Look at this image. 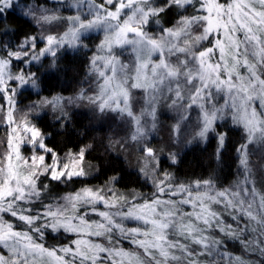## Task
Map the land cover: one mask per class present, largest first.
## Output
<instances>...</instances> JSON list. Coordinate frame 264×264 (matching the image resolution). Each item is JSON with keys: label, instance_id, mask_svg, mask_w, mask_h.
<instances>
[{"label": "snow or ice", "instance_id": "1", "mask_svg": "<svg viewBox=\"0 0 264 264\" xmlns=\"http://www.w3.org/2000/svg\"><path fill=\"white\" fill-rule=\"evenodd\" d=\"M68 6L76 12L65 18L20 0H0V21L12 15L41 27L67 21L62 33L0 44V99L8 105L6 113L0 105V124L9 129L7 151L0 154V264H218L217 257L244 264L221 251L228 239L264 258V195L255 187L249 159L250 145H264V0H72ZM170 12L176 18L165 26L162 17ZM0 26V37L9 35ZM93 32L102 34L88 61L96 91L86 96L81 90L68 103L86 99L100 114L129 118L128 140L141 153L139 172L154 188L148 196L129 199L91 187L54 191L52 182L67 186L87 176L86 149L60 157L28 114L15 118L20 90L40 86L32 64L51 56L49 67H55L61 50L87 49ZM14 61L22 65L16 72ZM132 90L143 95L139 114L132 109ZM63 99L44 98L28 113L36 107L55 109ZM160 105L176 114L174 137L195 112L192 139L206 142L215 134L218 158L227 133L217 122L230 120L241 128L244 142L235 152L242 178L223 189L213 177L176 183L164 171L161 178L160 156L148 143ZM24 144L33 148L30 157L21 153ZM169 159L176 163L177 154L169 153ZM49 233L76 238L48 248L38 241ZM124 241L132 248L119 246Z\"/></svg>", "mask_w": 264, "mask_h": 264}, {"label": "trees", "instance_id": "2", "mask_svg": "<svg viewBox=\"0 0 264 264\" xmlns=\"http://www.w3.org/2000/svg\"><path fill=\"white\" fill-rule=\"evenodd\" d=\"M20 1L31 3L37 7L46 6L49 10L55 9L57 5L56 0ZM175 18V13L170 12L165 15L163 24L170 26ZM65 22L67 23L66 20H63L64 24ZM0 25L6 26L10 30L9 35L0 37V44L10 41L13 46L26 36L35 35L39 37L41 34L48 35L63 32L60 26H55L60 24L54 23L51 25L53 28L44 29L35 21L16 15L9 16L7 21H0ZM3 30L4 27L0 26V32H3ZM98 39V35L87 37V49L81 48L78 51L68 49L59 52L55 67H49L52 62L51 56L44 58L42 67L32 65L31 69L37 72L40 86L37 90L32 87L26 88L21 93L24 95L23 100L34 101L42 95L53 96L55 94L67 95L73 93L81 86L88 75V61L92 52L95 51L94 46L91 48L90 43L94 44ZM17 63L18 61H14L12 67H16ZM62 115L65 117L64 119H60ZM36 124L45 137V143L57 153H78L82 148L86 149L85 159L96 168V173L92 177L75 179L72 182L74 185L69 190L110 182L112 177L117 178L114 183L120 189L140 190L147 187L148 181H145L143 176L131 167L127 157L123 156L119 147L120 143H117L116 139L114 141L111 139L112 135L104 125L91 123L86 113H74L72 111L70 115L68 113L59 115L45 113L36 119ZM158 132H156V136L158 135L159 139L166 137L168 140L167 145L173 144L171 142L172 136L167 133L168 130L161 127ZM233 134L234 142L230 140L228 135L226 136L225 147L219 158L216 155L218 141L215 136L211 135H209L206 142L194 143L184 150H178L176 147L172 151L170 149L169 153L177 154V161L171 166L176 182L181 180L193 182L201 178L213 177L217 186L221 189L234 185L238 173L235 149L240 140L239 129L234 128ZM217 171H219L220 176L216 174ZM58 235L62 240V234ZM213 235L222 238V234L219 232H215ZM237 242L239 247L235 249L232 257H240L244 264H260L261 260L264 259L259 252L245 250V247L239 241ZM44 244L48 243L44 242ZM119 246L125 249L132 248L127 241ZM221 251L227 250L224 247ZM228 253L232 255L231 252ZM217 262L218 264H229L226 259H220L219 257H217Z\"/></svg>", "mask_w": 264, "mask_h": 264}, {"label": "rangeland", "instance_id": "3", "mask_svg": "<svg viewBox=\"0 0 264 264\" xmlns=\"http://www.w3.org/2000/svg\"><path fill=\"white\" fill-rule=\"evenodd\" d=\"M56 1H57L56 2L57 5H56L55 9L51 8L52 10H49V8L46 6H41L38 8L40 10L56 11L58 15H60V16L62 15V17H65V18L69 15L75 14L76 9L74 7L68 6L72 3V0H64V2H61V0H56ZM20 3L21 4H31V3H24L23 1H20ZM189 12H191V9H189ZM164 19H165V16L162 17V23H164ZM55 24H60V25H55V26H60V29H62V31H64L67 27V23L65 22V24H64L63 21H57V22H55ZM61 25H62V28H61ZM50 27L53 28V26H51V25H44L43 26L44 29H49ZM157 27L158 26L155 24L152 25L153 30H156ZM95 35H98L99 39L97 41H95L94 44L90 43L91 48L94 46L93 49L96 48V45L99 43L100 39H102V34H100V33L93 32V33L89 34V36H92V37H95ZM43 46H44L43 43L39 44V47H43ZM64 50H68V49L65 48L61 51H64ZM125 57H127V53L125 54ZM43 60H44V58H42L39 63L34 62L32 65H34L35 67H40V66L42 67V63H44ZM21 66L22 65H20V63L18 62L16 67H12V71L13 72L18 71L19 67H21ZM31 71L36 72L35 70H32V69H31ZM29 87H31V86H26L24 89H21L20 93L16 97L17 103L15 106L16 107L15 118L18 121L24 119L25 115L28 114V119L30 120L31 124H33L37 128H39L36 124V119L45 113H56L57 115L66 114V113H68V115H70L71 111L74 113H77V112L86 113L87 117L90 119L91 123L93 122V123H96L98 125L99 124L104 125L106 127V129L108 130V132L110 133V135L113 136V137L111 136V139L113 141L116 139L117 141L120 142L119 147L122 150L123 156L127 157L131 167L133 169L137 170L138 173H140L139 168L142 166L141 153L139 151H137V144L135 142L128 140V137H129V134L131 131V125L129 123V118L127 116H124L123 118H121L118 113H111V112H107L105 114H100L92 105H90L88 103V101L86 99L74 100L73 103H71V104L68 103L67 98L77 97L79 95V93L81 92V90L84 91L86 96H90L96 91V85L94 83V77H90L89 72H88L86 79L81 84V86L79 88H77L71 94H67V95L55 94L53 96L42 95V96L34 99V101H28V100L25 101V100H23L24 95L21 93L26 88H29ZM37 89H39V88H36V90ZM53 97L64 98L62 104L57 106L55 109H53L51 106L36 107V108L32 109L30 114L28 113L29 107L31 105L39 104V102L44 98L52 99ZM132 97H133L132 109L136 114H139L141 109L144 107L143 95H142V93H140L137 90H132ZM0 105L3 106L5 113H6L7 109H8L7 102L5 100L0 99ZM195 117H196V114L194 112L191 124H185L183 126V131H182L181 135L179 137H174L171 129H172V126L174 125V123L176 122V114L174 112L170 111L165 105H160L158 107L157 127L151 133V135L148 137V143L150 144L151 147H153L157 151V154L160 156L159 172H160L161 178H162V174L164 171H167L173 175L171 166L174 163H172V161L169 159V150L170 149H171L170 151H172L176 147L178 150L179 149L184 150L185 148L191 146L192 144L200 142L199 140H193L192 139V137H193L192 125L195 124ZM217 123L221 125L219 130L221 132H226L227 135L229 136L230 140H232L233 142L235 139L233 137L234 136L233 129L238 128L239 129V135H240L239 144L244 142L243 141V130L239 127L234 126L230 120L227 122L218 121ZM161 127L164 130H168L167 133H168V135L172 136L171 142L173 144L169 143L170 145H167L168 140L166 137L159 139V136L158 135L156 136V132L159 133L160 130L158 132V129ZM8 130L9 129L7 128L6 125L0 124V131H1V134H0V154H3L4 152L7 151L6 142H7ZM209 135L215 136L214 134H209ZM215 138H216V136H215ZM216 140H217V138H216ZM124 141H128L127 145H126V147H121V143H123ZM189 141H192V142L189 143ZM21 153L25 157H30L33 154L32 146L30 144L22 145L21 146ZM68 153L69 152L57 153V154L60 157H65ZM249 153H250L249 159H250V163H251V166L253 169V179L255 181V187L261 195H264V145H262V146L250 145L249 146ZM47 160H48V162H50L51 157L48 156ZM83 166L85 168V171L87 172V176L83 177V178L92 177V175H94L96 173V168L87 159H85ZM216 174L220 176L219 171H217ZM173 177H174V181L176 182L177 180H176L174 175H173ZM239 178H242V177H238V173H237V179H235V182H237V180ZM201 179H204V178H201ZM52 183L54 186V191L60 192V193L71 191L69 189L71 186L74 185L72 183L68 184L67 186L56 185V182H52ZM176 183H190V182L188 180H186V181L181 180V181H178ZM86 187L104 188L106 191L108 189H112L113 191H115L121 195L127 196L129 199H131L132 196H134V195L148 196L154 191L153 185L150 181H148L147 187H144L140 190L120 189L119 187H117L115 185V183H110V182H104L101 184H94L92 186H86ZM80 188H78V189H80ZM72 191H74V190H72ZM5 219L14 220V218H12L8 215L5 216ZM92 219H99V218L98 217H92ZM229 222L231 223L232 221L229 219ZM15 223L17 225H20L19 221H15ZM133 225H134V222H132V225H130V226H133ZM58 234H60V233L46 234L44 237V240L38 241V242H42V243L46 242L49 245L44 244L45 247L53 248V247H60V246H63L65 244H68L71 240L76 238L72 234L61 233L63 238H62V240H60L61 238H59L60 235H58ZM237 247H239V243L236 240L229 239L227 241V245L225 246V250H227L228 252H231L232 253L231 256H233L235 253V249H237Z\"/></svg>", "mask_w": 264, "mask_h": 264}]
</instances>
